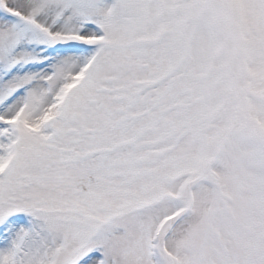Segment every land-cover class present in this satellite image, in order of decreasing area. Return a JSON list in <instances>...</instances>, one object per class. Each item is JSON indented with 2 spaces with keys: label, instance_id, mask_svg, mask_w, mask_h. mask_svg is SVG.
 Listing matches in <instances>:
<instances>
[{
  "label": "snow or ice",
  "instance_id": "snow-or-ice-1",
  "mask_svg": "<svg viewBox=\"0 0 264 264\" xmlns=\"http://www.w3.org/2000/svg\"><path fill=\"white\" fill-rule=\"evenodd\" d=\"M0 264H264V0H0Z\"/></svg>",
  "mask_w": 264,
  "mask_h": 264
}]
</instances>
